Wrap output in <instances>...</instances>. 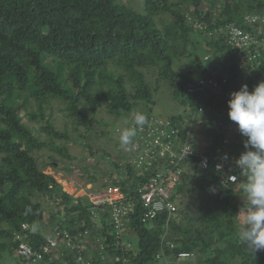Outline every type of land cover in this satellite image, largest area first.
<instances>
[{
  "label": "trees",
  "instance_id": "obj_1",
  "mask_svg": "<svg viewBox=\"0 0 264 264\" xmlns=\"http://www.w3.org/2000/svg\"><path fill=\"white\" fill-rule=\"evenodd\" d=\"M137 1L141 9L122 0H0V264L10 257L23 262L16 235L24 222L25 240L34 249L46 243L55 227L71 237L60 243L52 264H106L115 255L126 258L118 264H155L162 250L170 264H264V250L249 251L237 237V212L247 200L232 185L223 187L214 171L215 150L227 136L224 127L215 125L216 115L229 123L223 111L230 93L242 84L251 91L264 76V55L259 66L238 68V51L229 45L225 27L239 26L264 41V23L246 19L264 15V0ZM198 44L213 65L205 66L204 54L198 53L196 70L182 71L181 58L189 48L197 51ZM212 71H217L218 86L198 89L199 79ZM161 85L170 88L178 108L166 121L178 128L182 141L202 108V123L195 124L190 140L193 147L203 125L201 151L193 148L181 166L201 154L209 158V166L203 172L184 169L169 198L177 204L174 214L161 212L146 224L138 187L154 174L153 168L136 165L137 151L123 162L103 154L110 168L102 174L101 187L92 190L118 185L131 203L118 235L108 207L94 216L87 196L75 198L63 191L33 152L48 148L71 159L61 143L71 140L96 157L91 138L98 112L130 122L137 111L143 112L148 123L130 144L137 145L158 118L152 109ZM55 110L63 113L61 126L55 123ZM232 141L244 149L243 143ZM231 172L238 188L244 174L237 167ZM88 177L86 184L97 178ZM48 201L54 203L48 212L53 231L44 235L32 226L43 220ZM101 247L108 255L102 256ZM181 252L189 256L180 258Z\"/></svg>",
  "mask_w": 264,
  "mask_h": 264
},
{
  "label": "built area",
  "instance_id": "obj_2",
  "mask_svg": "<svg viewBox=\"0 0 264 264\" xmlns=\"http://www.w3.org/2000/svg\"><path fill=\"white\" fill-rule=\"evenodd\" d=\"M246 19L251 22L260 20L264 23V15H250L246 16ZM225 33L229 45L238 51V68L240 70H250L261 64L262 56L264 55V41L256 39L252 34L233 24L226 25ZM203 59H210V54L204 55ZM218 84L217 71H212L210 75L199 79L198 89L216 88ZM227 109L223 113L227 114ZM198 111V118L195 115L197 120H195L194 124L189 125L190 128L187 130L185 140L182 141L177 127H172L168 121L163 124L161 120L154 119L148 124L145 132L140 135L138 144L131 146L130 151L132 153L137 151L138 160H135L136 165L144 169L153 168L154 170V174L148 181L138 187L143 206L141 221L146 224H149L161 212H167L169 216L174 214L177 204L170 201L169 198L175 191L174 183L179 179V175L185 171L184 169L188 167L190 171L196 172H203L208 169L209 158L202 154L197 161L187 162V167L185 165L181 166L184 163L182 161L184 159L188 160L194 152L190 140L193 138V130H197L196 125H201L202 123V119L199 116L202 108L199 107ZM216 118L218 119L215 121V125L224 127L227 130V136L223 138L221 145L215 150L214 171L219 175V182L223 187L232 185L237 190L238 178L231 170L237 167L235 160L244 149L235 147L232 140L235 138L237 142L242 143L245 137H242L233 121L224 123L219 115H216ZM180 126L186 128L184 122H180ZM198 128L200 129V127ZM190 145L192 150L184 156L183 153L189 149ZM225 154L227 155L226 160L223 159ZM218 163H223L224 174L222 176L216 170ZM231 177L236 178L235 183L231 182ZM225 180H229V183H225ZM61 185L63 191L75 198L86 195L91 204L90 211L94 216L98 214L99 209L104 210L105 207H108L110 222L113 223L118 235L123 233L124 216L127 214L131 203L126 202V193L118 185H108L98 190H92V187L88 186V184H74L75 187L72 190H70L68 183L61 182ZM27 228L28 224L22 223V233L16 235V238L19 239L16 252L23 258L21 264H52L54 257L57 256L59 251L60 243L62 241L68 243L71 241V237L66 232L61 233L55 227L54 231L47 236L46 243L40 245L38 249H34L25 240ZM60 235L62 236L59 238ZM125 245L127 248L131 247L130 242H125ZM170 246L173 245L170 244ZM101 253L103 257L108 255L103 247H101ZM178 256L185 258L189 256V253L181 252ZM155 259L165 260L164 251L157 253ZM125 260V257L115 255L112 261L106 264H118L120 261ZM78 261L81 263L85 261L82 255H79ZM165 262L168 264L166 260ZM85 263L89 264V261Z\"/></svg>",
  "mask_w": 264,
  "mask_h": 264
},
{
  "label": "clouds",
  "instance_id": "obj_3",
  "mask_svg": "<svg viewBox=\"0 0 264 264\" xmlns=\"http://www.w3.org/2000/svg\"><path fill=\"white\" fill-rule=\"evenodd\" d=\"M227 105L228 118L245 137L242 141L244 151L236 158L235 165L244 174L237 191L248 203L237 212V237L249 251H260L264 250V81L257 82L251 91L247 84H242L238 90L230 93ZM147 123V116L140 111L135 113L131 122L125 118L116 128L119 144H131L137 130H142ZM191 150L190 145L183 155L186 156ZM223 159H227L226 154ZM216 170L222 176L223 163H218ZM230 180L235 183L236 178L231 177ZM225 183H229V180H225ZM210 191L214 194L216 189L213 187ZM165 260L162 259L164 264ZM155 262L159 264L157 260Z\"/></svg>",
  "mask_w": 264,
  "mask_h": 264
},
{
  "label": "rangeland",
  "instance_id": "obj_4",
  "mask_svg": "<svg viewBox=\"0 0 264 264\" xmlns=\"http://www.w3.org/2000/svg\"><path fill=\"white\" fill-rule=\"evenodd\" d=\"M122 1L135 8H142V4L140 1ZM194 37L195 36L190 37V39L196 40V37ZM198 53L204 55L207 54L201 48L200 44H198L197 51H193V49L191 50V48H189V53L183 56L179 62L182 71L194 72L196 70L194 56ZM211 65H213L212 60L205 61V66L209 67ZM150 81H153V79L151 78ZM259 81H264V76L257 78L254 81V85ZM152 87H157V85L153 84ZM155 98L156 100L155 105L152 109V113L156 117H158L156 118V120H161L164 124V122L167 120V116L169 114L176 113L178 111V108L176 106V103L171 98L170 88L167 85H161L160 89L157 91V93H155ZM54 112V116L56 115L57 117V121L55 123L57 126H61L63 113L57 110H55ZM123 120L124 118H115L114 116L109 115L105 112H98L95 115L91 145H93V148L96 150V152L98 151L96 157L89 155L88 150L82 145L81 142L75 143L71 140L61 141V143L67 147L68 153L72 156L71 159L64 157L58 153H54L48 148L34 150L33 153L37 159L39 166L44 168V171L46 173L52 174L58 182L68 183L70 190L75 187L74 184H86L89 175L96 176L97 178L92 180L93 182L88 184V186L99 188L101 187L100 184L105 179V177H102V174L108 172L110 168L109 161L104 160V158H106V155L109 158L115 157V160H120L121 162H123L126 158H128V156H134L136 153L134 151L133 154L131 153L130 144L127 146H121L119 144L116 128L121 124ZM200 129L201 131L199 130V133H197L198 136L193 145V148L198 152L201 151V144L202 142H204V135L202 134V132L204 133V126L202 125ZM133 139H136V136ZM103 154L106 155L103 156ZM49 155H52L54 158L51 159ZM82 168L86 170H83ZM188 200L189 199H185L184 202H187ZM52 204L54 203H51V201H48L46 203L47 209L44 214V218L41 222H39V224H35L32 226L33 230H38L44 235H47L48 233L53 231V226H51V223L49 221L48 213L49 211L54 210ZM179 262L183 263L184 260H181ZM3 264H17V262L13 257H10V259H5Z\"/></svg>",
  "mask_w": 264,
  "mask_h": 264
}]
</instances>
